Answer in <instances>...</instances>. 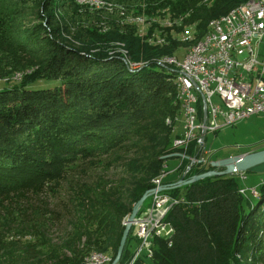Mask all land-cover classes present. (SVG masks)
I'll return each mask as SVG.
<instances>
[{"label":"trees","instance_id":"trees-1","mask_svg":"<svg viewBox=\"0 0 264 264\" xmlns=\"http://www.w3.org/2000/svg\"><path fill=\"white\" fill-rule=\"evenodd\" d=\"M246 2L108 0L107 7L91 10L77 0H0V78L32 70L22 84L11 80L0 90V264H85L92 253L111 254L113 262L123 222L175 158L163 159L177 152L172 144L179 134L166 125L177 113L176 76L156 61L129 72L117 51L150 62L172 54L176 44L143 43L122 11L167 10L199 38L210 22ZM64 36L82 48L74 50ZM40 80L60 85L32 88ZM196 156L192 144L186 157ZM81 163L107 171L121 163L124 174L75 183L72 232L56 243L49 231L57 215L43 196ZM188 166L183 159L178 172ZM213 170L195 165L185 180ZM255 170L264 165L249 171ZM179 180L164 182L167 193L184 200L167 215L173 235L155 238L152 256L136 264H255L264 251V185L254 198L241 192L237 174L177 187ZM137 246L132 229L120 264H130Z\"/></svg>","mask_w":264,"mask_h":264},{"label":"built area","instance_id":"built-area-1","mask_svg":"<svg viewBox=\"0 0 264 264\" xmlns=\"http://www.w3.org/2000/svg\"><path fill=\"white\" fill-rule=\"evenodd\" d=\"M180 59L179 63L158 66L178 71V77L186 83L182 123L178 121L181 133L172 144L177 151L173 155L181 159V164L185 158L190 161L178 176L184 181L193 166L211 163L212 154L206 150L208 133L264 112V0H254L234 19L224 20L202 49ZM192 144L198 156L186 157ZM166 176V171L160 175L149 205L140 209L133 223L138 246L130 264L152 256L155 238L170 239L174 233L166 217L184 200L157 191L166 186Z\"/></svg>","mask_w":264,"mask_h":264},{"label":"rangeland","instance_id":"rangeland-1","mask_svg":"<svg viewBox=\"0 0 264 264\" xmlns=\"http://www.w3.org/2000/svg\"><path fill=\"white\" fill-rule=\"evenodd\" d=\"M107 6H108V4L105 7H107ZM98 10H100V9H98ZM162 12L166 15H169L170 17L172 16V14L170 12H168L167 10H165V11L161 10L160 12H157L154 15H151V14H149V15L156 18ZM122 13H125V11H122ZM172 19L178 20V19L174 18L173 16H172ZM178 21H180V20H178ZM34 23L35 22H33V24ZM125 23H126V21H125ZM127 25H130V24H127ZM130 26L134 28L136 35L138 34L137 37L143 43L147 44L148 46H151L154 48H168V47H172L171 41H174V40H175L174 42L176 44V46L173 45V47H172V54L165 55L166 57L162 56V57H159L157 59L150 61L152 63H150L148 61L134 62L131 60L128 52L124 53L125 52L124 50H118L117 53H120L121 61L125 65L126 70H128L129 72H132L134 74L139 73L143 69L150 68L152 65H154L155 61L157 64V61H159L161 59L163 60V59L172 58V57L175 58V56L178 59L183 58L182 55H184L186 53V51L189 47L187 43H184L181 41V35L183 33V30L181 28H179L180 26H177V28L179 30L176 29V27L174 25H172L173 27L171 26V28L169 27L170 29L169 28L166 29L167 31L169 30L170 32L168 31V33H165V34L166 35L170 34V35H168L169 40H167V37H166V39H165L166 43H164V44L159 43L158 39H155L156 27L152 29L154 31L153 32L150 28L151 26L147 27L146 30L143 29L142 26H139V27H138V25L137 26L130 25ZM182 26H183V23H182ZM142 29H143V31H142ZM150 31H152V32H150ZM140 32L143 33L142 36H141ZM193 34L196 37H197V35H199L198 32L195 30V28H193ZM144 35H146V37L148 35L149 38L145 37L146 38L145 39ZM150 36H152V37H150ZM169 36H170V38H169ZM63 39L65 41H70L69 40L70 37H68V36H64ZM70 42H71L70 44L74 50L75 49L79 50L80 48H82L78 43H72V41H70ZM157 43L159 44V46ZM160 68H162V67H160ZM162 69H164V68H162ZM164 70H166V69H164ZM30 72H32V70L17 74L20 76V79H15L12 76H11L12 78L10 77L11 79L6 78V80L8 82L6 80H4L5 82L4 81L1 82L0 83V90L4 89V87H8V83L11 80L17 81L18 85L22 84V82H23L22 78L24 77V75H26ZM59 85H60V83H55V82L54 83H47V82L40 80L36 84H34L32 86V88H34V89H50V88L53 89ZM175 87H176L177 113L174 115V118L166 119V125L167 126H169L167 123L168 120H172L174 122L175 121L174 119H179L182 117L181 113H179V112H181V108L179 106L178 86L176 85V83H175ZM179 121L182 123L181 119H179ZM170 128H172V127H170ZM175 129H176V131H175ZM172 130H174L173 131L174 134H180L181 133L180 123L178 122L176 124V128L174 126V129L172 128ZM263 149H264V112L259 114V115L252 116L249 119L242 120L235 125L223 127L221 130H219L216 133H208L206 136V150L212 154L211 155V163L214 161H217L216 158H219V160H220V159L228 158L230 156H239V155L250 153V152H257V151H260ZM123 156L125 158H127V157L129 158L130 155L128 153H123ZM174 157H175L174 159H169L165 162L164 170L167 172V176L165 178L166 183L176 181L178 176H179V172L177 171V169L181 164V159L177 158L176 156H174ZM211 163H209V165H206V167L211 166ZM258 170H255L254 172L248 171L245 173L237 174V178L239 180L240 186H242L241 187L242 190L245 189V191H247L248 193L252 192L251 194H252V196H254V198L259 196V194H258L259 190L258 189L261 185H264V170L263 171H258ZM123 171H124V168L122 167L121 163L115 164L113 167L108 169V171L103 169V166H91V165L81 163L79 166L76 167L75 170L70 171L68 173L67 177L65 178V180L61 181L59 188L55 192H48L47 194H45L43 196V200H45L47 203H49V210H51L53 213H55L57 215L56 218L54 219L53 224L51 225V228L49 231L50 238H52L54 240V242L58 243L60 241V239L66 237V235L68 233L72 232L71 221L73 220V208H72V204L69 202V199H70V197H72L71 188L73 189L75 183H77V182L91 183V182L96 181L98 179V177H100V176H104L105 178H108V179H117V178H120L121 176H123V174H124ZM219 171H224V169H219ZM35 200H36L35 198H31L30 201L32 204L36 205L37 203ZM252 200L255 202L254 199H252ZM149 203H150V197L147 199L146 205H149ZM166 219H167V217H166ZM124 223H125V221L123 222V225L125 226ZM132 229H133V227H132ZM263 238H264V236L262 237V239ZM135 246H136V244H134V245L132 244L131 247L134 248ZM104 255L112 257L111 254H104ZM254 258L256 259L255 264H264V251L261 254H258V255L256 254ZM146 259H149V258H146Z\"/></svg>","mask_w":264,"mask_h":264},{"label":"bare ground","instance_id":"bare-ground-1","mask_svg":"<svg viewBox=\"0 0 264 264\" xmlns=\"http://www.w3.org/2000/svg\"><path fill=\"white\" fill-rule=\"evenodd\" d=\"M253 1L254 0H247L246 3H244V4L236 7L235 9L231 10L225 16H222L221 18L213 20L212 22H210V24H209V26L207 28V32H205L199 38H197L193 34V28L192 27L182 26V21L174 20V19H172V16L170 17L169 15H166L163 12L159 16H157L156 18H152L149 15H135V14L133 15V14H127V13H122V15L124 16V20L126 21V23L130 24L132 26H137V25H138V27L142 26V28L145 29V30L147 29V27H150V26H151L150 27L151 30L156 27L155 39H158V42L159 43H163V44L166 43L165 42L166 37H167V40H169L168 39V35H170V34H167V35L165 34V33H168L169 30L167 31L166 29L169 28V27L171 28L172 25H174L176 27V29H178L177 26H180L179 28H181L183 30V33L181 35V41L184 42V43H187L188 46H189L187 51H186V53L184 55H182L183 57H186V56L192 55V53H194V51H197L198 49H202L204 47V44H206V42L210 38V36L222 25V22L224 20L234 19L237 16V14H240L241 11H243V9L249 8L250 4ZM77 3L79 5H81V6H83V7H88L91 10H98V9L104 8L108 4V0H77ZM143 29H142V31H143ZM152 31H150V32H152ZM140 34H141V36L143 35L142 32H140ZM148 35H147V37L149 38ZM145 37H146V35H144V38ZM150 37H152V36H150ZM169 38H170V36H169ZM158 46H159V44H158ZM124 53H126V52H124ZM179 62H180V59H178L175 56V58L172 57V58H166V59H163V60L161 59V60L157 61V64L168 65V64H171V63H179ZM166 70L171 72V73H173L176 76L175 81H176L177 86H178L179 106L181 108V112H179V113H181V115H182V108L184 107L185 101L187 99L185 80H184V78H179L178 77V71L170 70V69H166ZM14 78L15 79H19L20 76L17 75ZM4 80H6V79L0 78V83L3 82ZM179 119H174L175 120L174 122L172 120H168L167 123H168L169 126H171L174 129V126L176 128V124L178 123ZM175 131H176V129H175ZM161 174H165V170H163L160 173V175ZM160 175L153 180V183H154L155 186L159 183ZM111 262H112V257L106 256V255L101 254V253H92L89 256H87L86 260H85V264H110Z\"/></svg>","mask_w":264,"mask_h":264},{"label":"water","instance_id":"water-1","mask_svg":"<svg viewBox=\"0 0 264 264\" xmlns=\"http://www.w3.org/2000/svg\"><path fill=\"white\" fill-rule=\"evenodd\" d=\"M174 157V155L167 156L163 158L164 160ZM261 165H264V149L257 151V152H250L246 154H242L239 156H231L228 158L220 159L217 161H214L211 163L212 168L215 170L204 173L199 176H195L190 180L182 181L180 180L176 185L177 187L187 186L194 183H197L201 180L207 179V178H213V177H219V176H229V175H235L239 173H245L249 170H252L256 167H259ZM219 169H224V171H219ZM169 188L164 186L159 188L157 191H167ZM156 192V190L146 192L143 197L135 204L133 207V210L131 214L127 217L125 220V230L123 232L120 245L117 251V255L112 262V264H120V261L122 259V255L128 240V237L130 235V232L133 227V223L136 220V217L144 205V203L147 201V199ZM252 193V192H251Z\"/></svg>","mask_w":264,"mask_h":264}]
</instances>
